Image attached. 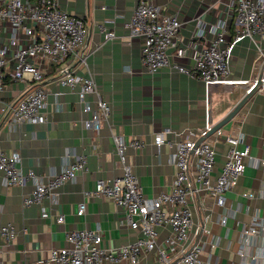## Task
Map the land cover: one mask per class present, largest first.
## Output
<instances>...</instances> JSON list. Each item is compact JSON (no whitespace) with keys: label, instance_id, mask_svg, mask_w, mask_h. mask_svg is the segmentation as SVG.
Segmentation results:
<instances>
[{"label":"crops","instance_id":"1","mask_svg":"<svg viewBox=\"0 0 264 264\" xmlns=\"http://www.w3.org/2000/svg\"><path fill=\"white\" fill-rule=\"evenodd\" d=\"M58 1L60 7L81 16L90 26L84 57L72 56L63 63L75 73L93 75L101 96L110 103L111 113L103 119L98 131L86 127L84 119L91 112L83 110L78 87L58 81L62 63L41 60L42 83L48 90L44 107L47 119L9 125L7 106L25 92L27 84L12 80L6 73L4 88L0 91L1 146L8 152L20 153L23 169L32 168L43 176L61 170L79 153L88 155V164L75 179L62 184L56 196L44 197L40 203L27 206L22 205L21 195L30 191L32 182L22 186L5 184L0 170V225L11 221L16 230L9 242L0 236V264H38L48 259L52 247L66 244V231L74 227L101 229L102 244L106 247L136 239L141 234L140 227L128 223L112 198L85 195L86 190L94 188L97 178L118 176L123 171L113 133H122L126 138L138 137L144 142L140 149L129 147L127 158L143 191L156 195L170 189L176 175L171 157L174 146L167 142L158 145L156 134L169 128L164 136L173 141L187 130L199 134L205 127L208 111L215 125L247 94L248 84H243V80L207 86L202 78L170 67L148 71L142 62V39L132 36L128 26L139 0ZM157 1L163 11L177 12L182 19L184 43L191 39L199 20L208 26L227 12V0ZM99 23L114 29L115 37L105 40ZM236 27L230 18L229 40L235 35ZM181 60L193 64L190 56ZM229 76L234 79L264 77V37L256 40L245 37L236 43ZM87 98L92 108L97 107L94 94H88ZM218 130L206 138L217 150L216 173L226 158L229 133L242 131L251 153L264 159V87L253 92ZM248 191H254L255 196L245 195ZM189 197L194 219L190 239L191 243H203L202 264H259L254 255L256 248L264 245V164L248 163L236 186L226 193L223 205L195 182ZM81 201L87 203L83 215L77 213ZM43 210L49 215L43 216ZM60 213L65 215L64 222L57 220ZM256 215L263 221L261 232L245 236L244 229ZM158 228L162 243L171 236L172 229L168 224ZM242 246L246 248L245 256L240 252ZM138 264H160L157 251L143 254Z\"/></svg>","mask_w":264,"mask_h":264},{"label":"built area","instance_id":"2","mask_svg":"<svg viewBox=\"0 0 264 264\" xmlns=\"http://www.w3.org/2000/svg\"><path fill=\"white\" fill-rule=\"evenodd\" d=\"M230 18L237 25L231 40L227 38ZM197 25L191 39L184 43L182 19L177 12L163 11L157 0H139L128 22L131 35L142 39V62L148 71L170 67L202 78L207 86L243 80V84H248L246 92L255 87L259 77L234 79L229 75L236 43L245 37L254 40L264 37V0H227V12L223 17L208 26L203 20H199ZM99 27L105 40L115 37V30L105 23H99ZM89 32L90 26L85 19L60 7L58 0H0V91L4 88L6 73L12 80L27 84L25 92L8 104L7 124L36 123L47 119L44 107L48 90L42 83L44 69L40 63L44 60L62 63L58 81L72 88L78 87L83 110L91 112L84 119V125L96 131L101 128L103 119L111 113L110 103L101 96L93 75L75 73L63 63L72 56L84 57L83 48ZM187 56L192 58L193 64L181 60ZM262 80L264 82V77ZM263 87L261 84L259 88ZM88 94L96 96L97 107L92 108ZM212 126L208 111L205 127L199 134L187 130L176 141L164 136L169 128L156 134L158 145L167 142L174 146L171 157L176 165V175L170 189L152 196L143 191L140 179L127 158L129 147L140 149L144 142L138 137L126 138L122 133H113L123 171L118 176L97 178L94 188L86 190L85 195L112 198L124 212L128 223L140 227L141 234L129 243L106 247L102 244L101 229L70 228L66 231V244L52 247L48 259L38 264H138L143 254L154 249L160 264H202L203 243H191L190 239L194 219L189 194L193 183L207 189L215 201L223 205L226 193L236 186L246 165L264 164V159L251 153L245 134L238 131L226 135L229 147L216 173L217 150L214 144L206 138L196 142ZM87 164L88 155L79 153L61 170L43 176L32 168L23 169L20 153L8 152L0 143L3 182L22 186L31 181L33 184L30 191L21 195L24 206L40 203L44 197L56 196L58 188L75 179ZM244 194L254 197L256 193L248 191ZM86 209V201H81L77 213L83 215ZM41 214L47 216L49 212L43 210ZM57 220L64 222L65 215L58 214ZM225 221L223 218L222 222ZM162 224L170 225L172 234L161 243L158 226ZM262 227L263 221L256 215L244 229V234L256 235ZM15 234L11 221L0 225V236L5 241L9 242ZM240 252L246 255L245 246ZM254 257L256 261L259 259V264H264V245L256 248Z\"/></svg>","mask_w":264,"mask_h":264},{"label":"water","instance_id":"3","mask_svg":"<svg viewBox=\"0 0 264 264\" xmlns=\"http://www.w3.org/2000/svg\"><path fill=\"white\" fill-rule=\"evenodd\" d=\"M263 83L262 80V76H260L258 78V82L257 85H255V87H253L249 92H247L246 95H244V97L239 101V103L234 107V109H232V111H230L228 113V115L226 117H224L221 121H219L218 123H216L215 125L212 126V128L204 135H201L198 139H197V143H199L201 140L207 138L212 132H215L216 130H218L221 125L223 123H225L226 121H228L229 119H231L239 110V108L241 107V105L245 102V100L253 93L255 92Z\"/></svg>","mask_w":264,"mask_h":264}]
</instances>
